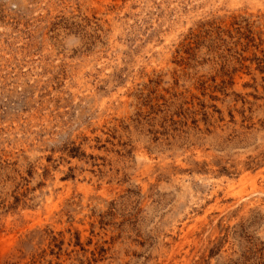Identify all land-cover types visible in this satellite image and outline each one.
I'll use <instances>...</instances> for the list:
<instances>
[{"label":"rangeland","instance_id":"obj_1","mask_svg":"<svg viewBox=\"0 0 264 264\" xmlns=\"http://www.w3.org/2000/svg\"><path fill=\"white\" fill-rule=\"evenodd\" d=\"M0 264H264V0H0Z\"/></svg>","mask_w":264,"mask_h":264}]
</instances>
